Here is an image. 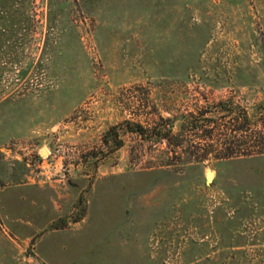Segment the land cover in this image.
I'll return each mask as SVG.
<instances>
[{
	"label": "rangeland",
	"instance_id": "obj_1",
	"mask_svg": "<svg viewBox=\"0 0 264 264\" xmlns=\"http://www.w3.org/2000/svg\"><path fill=\"white\" fill-rule=\"evenodd\" d=\"M0 264H264V0H0Z\"/></svg>",
	"mask_w": 264,
	"mask_h": 264
},
{
	"label": "trees",
	"instance_id": "obj_2",
	"mask_svg": "<svg viewBox=\"0 0 264 264\" xmlns=\"http://www.w3.org/2000/svg\"><path fill=\"white\" fill-rule=\"evenodd\" d=\"M223 107H224V106H223ZM139 131H141V132H142V131H143V129H142L141 127H139Z\"/></svg>",
	"mask_w": 264,
	"mask_h": 264
},
{
	"label": "water",
	"instance_id": "obj_3",
	"mask_svg": "<svg viewBox=\"0 0 264 264\" xmlns=\"http://www.w3.org/2000/svg\"><path fill=\"white\" fill-rule=\"evenodd\" d=\"M209 172H207V174H208ZM208 177V176H207Z\"/></svg>",
	"mask_w": 264,
	"mask_h": 264
}]
</instances>
